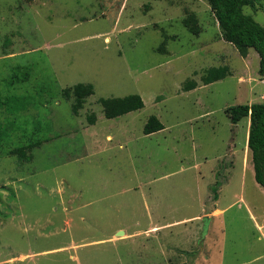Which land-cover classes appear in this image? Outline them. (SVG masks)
I'll list each match as a JSON object with an SVG mask.
<instances>
[{
	"label": "rangeland",
	"instance_id": "obj_1",
	"mask_svg": "<svg viewBox=\"0 0 264 264\" xmlns=\"http://www.w3.org/2000/svg\"><path fill=\"white\" fill-rule=\"evenodd\" d=\"M244 12L264 26V0ZM258 64L207 0H0V264H264L249 118L225 112L264 99ZM80 82L74 114L61 92ZM129 94L144 106L104 116ZM150 115L164 128L144 134Z\"/></svg>",
	"mask_w": 264,
	"mask_h": 264
},
{
	"label": "trees",
	"instance_id": "obj_2",
	"mask_svg": "<svg viewBox=\"0 0 264 264\" xmlns=\"http://www.w3.org/2000/svg\"><path fill=\"white\" fill-rule=\"evenodd\" d=\"M261 0H207L215 20L220 29L222 38L233 44L241 54L245 55L248 49H253L259 57L258 74L264 84V26L244 12L245 6L254 7ZM184 26L193 34L200 32L194 18L185 19ZM230 75L227 66L209 67L202 76L203 84L221 80ZM197 86L196 81L190 79L182 87L187 91ZM93 93L91 83H76L63 88L61 94L66 99L73 98L71 111L78 114L88 96ZM102 112L106 118H115L125 113L140 109L144 106L139 94H129L122 97L101 98ZM231 123L235 124L244 117L249 118L247 147L251 154L254 179L264 189V99L251 104H237L225 110ZM96 117L93 113L87 115L88 124H93ZM164 128L156 115H150L143 127L144 134H151ZM34 141L25 146L11 150L17 154L20 161H30L34 147L39 146Z\"/></svg>",
	"mask_w": 264,
	"mask_h": 264
},
{
	"label": "crops",
	"instance_id": "obj_3",
	"mask_svg": "<svg viewBox=\"0 0 264 264\" xmlns=\"http://www.w3.org/2000/svg\"><path fill=\"white\" fill-rule=\"evenodd\" d=\"M184 91V90H183ZM187 91H189V90H187ZM248 128H249V121H248ZM247 137H248V130H247V132H246V146H247ZM248 148V147H247ZM251 169H252V173H253V176H254V172H253V166H252V164H251ZM226 182H228V181H226ZM225 182V183H226ZM225 183H223V186L225 185ZM222 186V187H223ZM217 200V199H216ZM216 200H215V202H216ZM216 209V211H218L217 213H218V215H220L221 214V212H222V209H219L218 207L217 208H215ZM202 216V215H201ZM207 217V216H206ZM179 233H181L182 234V232H179ZM158 243H160V242H156L155 244H158ZM154 245V244H153ZM161 245H162V241H161ZM163 246V245H162ZM209 260H210V258H209Z\"/></svg>",
	"mask_w": 264,
	"mask_h": 264
}]
</instances>
